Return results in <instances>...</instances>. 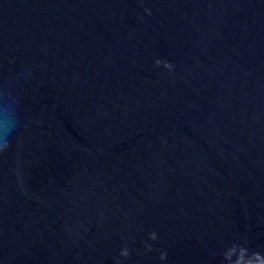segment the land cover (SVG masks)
Instances as JSON below:
<instances>
[{"label":"water","instance_id":"1","mask_svg":"<svg viewBox=\"0 0 264 264\" xmlns=\"http://www.w3.org/2000/svg\"><path fill=\"white\" fill-rule=\"evenodd\" d=\"M0 264H264V0H0Z\"/></svg>","mask_w":264,"mask_h":264}]
</instances>
